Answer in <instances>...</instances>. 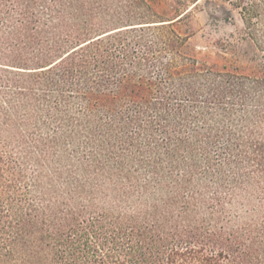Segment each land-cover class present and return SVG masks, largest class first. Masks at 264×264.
Returning a JSON list of instances; mask_svg holds the SVG:
<instances>
[{"label":"trees","instance_id":"obj_1","mask_svg":"<svg viewBox=\"0 0 264 264\" xmlns=\"http://www.w3.org/2000/svg\"><path fill=\"white\" fill-rule=\"evenodd\" d=\"M227 1L264 51V0ZM175 20L0 0V264H264V76Z\"/></svg>","mask_w":264,"mask_h":264},{"label":"rangeland","instance_id":"obj_2","mask_svg":"<svg viewBox=\"0 0 264 264\" xmlns=\"http://www.w3.org/2000/svg\"><path fill=\"white\" fill-rule=\"evenodd\" d=\"M160 20H179L175 30L187 38L184 52L202 65L243 75L264 76V51L249 35L240 11L227 0H148ZM187 11V12H186Z\"/></svg>","mask_w":264,"mask_h":264}]
</instances>
